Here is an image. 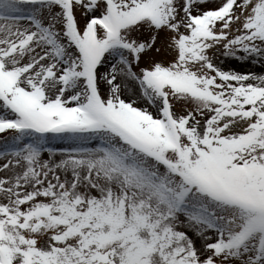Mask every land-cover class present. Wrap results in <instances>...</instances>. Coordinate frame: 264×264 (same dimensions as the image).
Wrapping results in <instances>:
<instances>
[{
	"label": "snow or ice",
	"instance_id": "6c2138e0",
	"mask_svg": "<svg viewBox=\"0 0 264 264\" xmlns=\"http://www.w3.org/2000/svg\"><path fill=\"white\" fill-rule=\"evenodd\" d=\"M0 264H264V0H0Z\"/></svg>",
	"mask_w": 264,
	"mask_h": 264
},
{
	"label": "rangeland",
	"instance_id": "374dc122",
	"mask_svg": "<svg viewBox=\"0 0 264 264\" xmlns=\"http://www.w3.org/2000/svg\"><path fill=\"white\" fill-rule=\"evenodd\" d=\"M233 63H235V62H233ZM255 71H259V69H254Z\"/></svg>",
	"mask_w": 264,
	"mask_h": 264
}]
</instances>
